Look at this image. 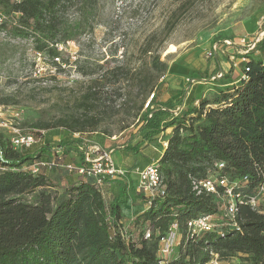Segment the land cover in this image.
<instances>
[{
	"label": "trees",
	"instance_id": "obj_1",
	"mask_svg": "<svg viewBox=\"0 0 264 264\" xmlns=\"http://www.w3.org/2000/svg\"><path fill=\"white\" fill-rule=\"evenodd\" d=\"M70 2L0 0V33L32 38L36 51L59 59L58 43L73 38L62 21ZM151 50L147 47L144 52ZM242 57L245 76L216 92L213 99L204 97L198 105L191 103L180 116L170 111L172 106L154 107L160 76L146 60L134 68L108 69L105 81H90L82 94L86 110L98 109L110 77L115 83L132 81L137 93L145 95L143 100L150 91L154 93L145 108L143 102L138 107L143 110L139 128L144 138L152 139L173 126L158 159L165 195L154 199L134 219L137 225H151L150 239L144 238L146 230L139 240L132 238L121 222V205L135 193L126 174L113 177L119 185L110 202L94 177L75 171L66 175L62 190H48L46 173L23 169L30 160L50 162L47 147L14 148L12 134L0 131V264H161L159 238L173 223L181 238L176 255L164 258L166 264H207L213 259L226 264L233 257L239 258L234 264H264V211L249 204L238 206V227H218L197 236L188 230L190 219L219 210L218 195L198 193L194 183L208 177L210 170L215 172L218 161L225 163L220 172L231 181L248 178L242 192L253 194L264 185V37ZM59 123L68 135L99 132L97 123L82 116L65 117ZM35 133L41 139L45 135L42 130ZM44 141L49 142L50 137ZM141 144L129 149L138 152ZM31 193H35L33 199L25 197ZM137 195L144 198L142 193Z\"/></svg>",
	"mask_w": 264,
	"mask_h": 264
},
{
	"label": "rangeland",
	"instance_id": "obj_2",
	"mask_svg": "<svg viewBox=\"0 0 264 264\" xmlns=\"http://www.w3.org/2000/svg\"><path fill=\"white\" fill-rule=\"evenodd\" d=\"M62 21L73 38L58 43L59 59L36 51L32 38L0 33V131L7 135L13 127L22 132L44 131L35 145L47 147L55 160L53 166L40 167L49 178L48 190H62L66 175L74 172L67 164L81 163V155L87 152L91 157L111 152L115 162L132 158L136 162L142 145L154 141L158 153L173 131L172 126L152 139L144 138L139 128L143 110L138 107L142 102L146 107L153 91L143 100L145 95L137 93L132 81L115 83L110 77L99 108L86 110L81 98L90 81H105V73L114 66L134 68L146 60L160 76L154 107L172 106L170 111L180 116L191 103L213 99L216 92L233 86V76L243 75L246 47L241 38L264 37V0H71ZM215 44L219 45L216 50ZM147 47L152 50L145 54ZM71 116L97 123L99 132L66 134L59 121ZM48 137L50 141L45 142ZM138 142H142L138 152L129 149ZM38 162L27 161L23 169L31 170ZM135 166L123 168L125 174H131ZM112 187L113 183L104 189L107 202L114 195ZM135 196L133 204L143 207L140 195ZM216 200L218 227H232L227 215L230 198L221 194ZM134 219L123 226L127 235L139 240L151 225H137ZM176 248L169 258L176 255ZM238 262L237 257L224 261ZM207 264L222 262L213 259Z\"/></svg>",
	"mask_w": 264,
	"mask_h": 264
},
{
	"label": "built area",
	"instance_id": "obj_3",
	"mask_svg": "<svg viewBox=\"0 0 264 264\" xmlns=\"http://www.w3.org/2000/svg\"><path fill=\"white\" fill-rule=\"evenodd\" d=\"M259 38L253 39L252 41H247L246 37L241 38V42L245 45V52L255 49ZM247 41V42H246ZM230 45H233L231 40H226ZM219 47L218 44L214 45L215 50ZM245 53V54H246ZM245 60V58H243ZM246 70L249 68L246 67ZM245 76V74L243 75ZM154 97V93L151 94L148 103ZM146 105V106H147ZM2 124H0L1 129ZM41 140V136L33 131L22 132L18 127H13L11 141L14 148L21 147H31ZM86 162H81L77 165L73 163H68L67 167L70 170H74L78 174L85 176H92L96 182L101 186L103 183L107 182L106 179L113 178L116 175H125V171L120 169L111 152H105L103 154H98L96 157H91L90 153L87 152L85 155ZM55 160L50 162H40L38 166L32 169V172H37L41 166H53ZM217 170L210 174L208 177L195 180V188L198 193L203 191L214 193L217 195H225L230 198V202L227 206V215L230 218L233 226L238 227V223L235 221V213L240 204H249L253 208L264 211V185L260 186L256 193L248 194L241 191L244 183L248 181L247 177L240 180L231 181L227 175L221 174L220 170L225 167L223 161H218L216 163ZM34 170V171H33ZM218 171V172H217ZM134 172L137 175L136 189L139 193L144 195V199L148 207L152 204L154 199L165 195V184L163 175L158 166V161L151 162L143 167H135ZM220 223L214 217V213H204L200 214L188 221V230L191 236H197L206 231H213ZM153 229L149 228L144 233L145 239H150L153 235ZM181 238V233L178 229V225L173 223L166 234L162 235L160 240V258L162 259L161 264L165 262L164 258H167L173 252V249L179 244ZM216 260V259H215ZM217 261V260H216Z\"/></svg>",
	"mask_w": 264,
	"mask_h": 264
},
{
	"label": "crops",
	"instance_id": "obj_4",
	"mask_svg": "<svg viewBox=\"0 0 264 264\" xmlns=\"http://www.w3.org/2000/svg\"><path fill=\"white\" fill-rule=\"evenodd\" d=\"M236 74H237V71H236L235 75ZM242 77H243V75L241 73H238L235 77L233 76L232 77L233 78V85L236 84ZM179 109L181 110V109H183V107L179 108ZM153 144H154V141H151L149 143L148 142L145 143V145H142L143 147H142V149H141V151L139 153V155H141V158H138L136 162H135V160H133V158L132 159L120 160V161L118 160L116 162L117 166L120 169L123 170V168H129V167H133L135 165H137L139 167H143V166H145V165H147V164H149L151 162L158 161V159L163 154L165 147L167 146V142H165L164 147L161 150H159L158 153L155 151L156 147ZM77 161H78V159H77ZM137 166H135V167H137ZM134 168H133V170H132L133 172L131 174H129V173L126 174L128 182H129V186H131V187H133L135 189V193L130 197L129 201L126 204H122L121 205L122 213H123V218L121 219L122 223L126 222L127 220H132L133 218H135L137 215H139L140 213L144 212L148 208L146 200L144 198H142L141 196H140L141 197V201L143 202L144 206L143 207L142 206L139 207V206L133 204L134 197H136L135 194L137 195V192H136L137 175L134 172ZM132 178H134V180H135L133 182V186L131 185ZM108 179H113V178L109 177ZM111 183L114 184V187H112V188L114 189V191H116L117 186L119 185L118 182L107 181V182L104 183L103 187H101L102 190H103V193H104V189L106 188V186L108 184H111ZM112 192L113 191H110V194ZM104 196H105V193H104ZM112 198L110 199V201L112 200ZM125 207H126V209H125ZM125 210H127V212H131V215H129L128 213H125ZM169 256L170 255H168V258H169ZM163 264H166V262H164Z\"/></svg>",
	"mask_w": 264,
	"mask_h": 264
}]
</instances>
